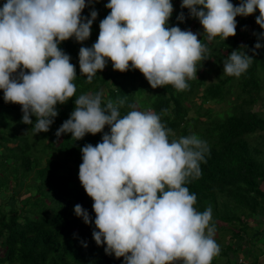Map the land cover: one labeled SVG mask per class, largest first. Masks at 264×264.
<instances>
[{
    "label": "clouds",
    "instance_id": "9594fccd",
    "mask_svg": "<svg viewBox=\"0 0 264 264\" xmlns=\"http://www.w3.org/2000/svg\"><path fill=\"white\" fill-rule=\"evenodd\" d=\"M86 6L85 0H6L0 7V90L5 103L21 106L22 123L33 125L35 116L36 134L48 132L59 114L56 106L75 96L76 67L59 45L90 38L98 12L84 17ZM105 7L110 12L100 21L97 41L79 49L80 73L89 83L110 60L115 71L139 70L153 89L169 84L177 91L188 89L186 81L197 78V64L210 50L197 33L169 27L171 0H109ZM180 7L199 21L209 41L234 37L236 17L257 10L256 24L264 29V0H240L239 5L182 0ZM177 20L185 21L183 11ZM261 47L254 45L253 56L233 50L224 73L240 77ZM103 96L101 90L75 98L74 110L55 133L57 138L71 133L76 141L110 128L100 143L80 149L78 180L94 201L96 244H106V254L123 257L124 264H211L220 252L210 226L212 209L198 212L196 195L183 186L187 178L200 177L206 143L194 134L170 141L171 130L160 115L130 104L132 110L121 116L125 100L102 103ZM74 212L92 223L81 205Z\"/></svg>",
    "mask_w": 264,
    "mask_h": 264
},
{
    "label": "trees",
    "instance_id": "16d2710c",
    "mask_svg": "<svg viewBox=\"0 0 264 264\" xmlns=\"http://www.w3.org/2000/svg\"><path fill=\"white\" fill-rule=\"evenodd\" d=\"M171 2L175 6L169 27L192 31L191 24L197 19L190 18L186 8L181 9L182 0ZM4 3L6 0H0V7ZM181 11L185 15L182 23L177 20ZM243 24L237 23L236 35L225 41L220 37L209 41L205 34L201 35L200 40L210 51L206 60L199 62L204 69L197 71L196 79L186 81L189 87L183 91H177L170 84L153 89L139 70L121 73L113 67L97 72L89 83L86 75L80 73L77 54L79 45H86L76 42L75 38L62 42L59 47L76 67L77 76L73 81L76 93L66 104L56 106L59 114L46 133L32 131L35 116L31 117L33 125L22 123L21 106L5 103L0 90V183H5V189L13 180L14 185H20L27 192L20 196V210L14 205L8 211L0 207V249L3 250L0 264H124L123 257L117 259L114 254H106V244H96L92 235L97 230L94 201L80 181L74 179L75 175L79 176L82 163L80 149L89 143L93 146L100 143L103 134L110 131L109 126H105L103 134H91L90 138L85 136L76 141L71 133L59 138L55 135L74 110L75 98L101 90L104 92L102 103L125 100L120 107L121 116L132 110L128 107L130 104L136 105L139 111L152 110L160 115L161 122L171 130L170 141L175 136L180 139L194 134L206 143L208 150L200 163V177L187 178L183 186L196 195L193 207L198 212L211 207L210 226L231 231L230 242L211 264H264V188L261 185L264 184V150L249 139L256 132H264V115L254 109L264 89V39L254 37V33L248 36L244 35L245 31L240 33ZM94 30L97 28L92 27L91 32ZM257 42L262 47L249 69L238 78L226 75L223 64L228 55L240 50L253 56L252 49ZM242 45L247 48L240 49ZM108 63L112 66L110 60ZM211 68H217L218 80L206 82L205 74ZM234 79L241 89L235 97L241 98L239 102L228 97L233 92ZM208 102L228 104L222 111H215L210 105L204 106ZM191 107H195L196 116L188 115ZM201 116L205 119H200ZM260 139L264 146L263 134ZM28 176L32 177V184L25 183ZM77 204L88 211L91 224L76 216ZM218 221L225 225L221 226ZM243 250L246 253L240 262L230 258V254ZM259 256L263 257L262 261Z\"/></svg>",
    "mask_w": 264,
    "mask_h": 264
},
{
    "label": "rangeland",
    "instance_id": "374dc122",
    "mask_svg": "<svg viewBox=\"0 0 264 264\" xmlns=\"http://www.w3.org/2000/svg\"><path fill=\"white\" fill-rule=\"evenodd\" d=\"M85 2H86V5H88V6H86V8L83 10L82 16L90 18V12L92 10H96L98 12V16L92 25V27L97 28V30L92 31L90 38L88 40L84 41L82 44V45H86V47H91L98 39L99 31H100V29H99L100 21L103 20L110 12V9H107L105 7V5L109 2V0L108 1L107 0H101L100 3H98L97 0H95L93 2V4H89L88 0H86ZM230 2L233 3L234 5L235 4L239 5L240 0H230ZM172 4L174 7L175 4L174 3H172ZM257 16H259L258 10L253 15H250L248 17H240V16L236 17L237 23H240V22L244 23L240 28V33H243L245 31L244 32L245 36L252 35L253 33H255L256 35H254V37L259 38V34L264 33V29H261L259 27V25L256 24V17ZM191 28H192V32L197 33L198 39H200L201 35H203V33H204V29H203L202 25L199 23V21L196 20L194 23H192ZM239 38L242 39L241 36H239ZM80 47H82V46L79 45V49H80ZM77 54H79V51H77ZM198 64H199L198 71L200 72L204 69V66L202 63L198 62ZM111 67H112L111 64L107 63L105 68H111ZM217 73H218L217 68H211V70L205 74L206 82L217 81L218 80ZM232 89H233V92L228 95L229 99H231V100L233 99V101L237 100V102H239L241 100V98L236 99L235 97H236V94L241 91V89L238 85V81L235 79L232 82ZM259 98L260 99H259L258 103H256L254 105V109H257L260 113H262V115H264V89L261 90ZM227 104H228L227 102H224V103L208 102L204 106L210 105L213 108V110L222 111ZM194 110H195V107H191L188 115L189 116H196L198 113H196ZM200 119H205V117L201 116ZM260 134L264 135V132H256L255 134L251 135L249 137V139L251 140L252 143L259 144V148L264 150V146L262 145V140L260 139ZM176 137L177 136H175L173 139L179 140L178 137L177 138ZM0 152H1V148H0ZM41 163H44V161H41ZM70 166L73 167L72 163H70ZM74 179L78 180L79 176L75 175ZM24 181L26 184H28L29 182H30V184H32V177L28 176L24 179ZM261 185L264 188V184H261ZM4 186H5V183H0V207L4 211H8L10 208V205H14L20 210V208L22 206L21 201H20V196L23 197V195L27 193L26 190H24L23 187H20V185H18V186L14 185L13 180L11 181L9 187L4 189ZM10 195H12V197H9ZM218 223L221 226L225 225V223L220 222V221H218ZM252 224H254V222ZM230 232H231L230 229L226 228V227H224V228L216 227L215 228V233H214L213 238L215 239L216 243L218 244L220 251L225 250L226 245H228V243L230 242V237H231ZM259 241H261V240H259ZM259 245H261V243ZM2 252H3V250L0 249V255H2ZM240 252L241 253H238L236 255L230 254V258H232L233 260L234 259L238 260V262H240L241 260H243L242 254L246 253L245 250L240 251ZM259 259H260V261H262L263 257L259 256ZM220 261H224V260H220ZM179 262H182V261H179Z\"/></svg>",
    "mask_w": 264,
    "mask_h": 264
},
{
    "label": "crops",
    "instance_id": "0c3cea01",
    "mask_svg": "<svg viewBox=\"0 0 264 264\" xmlns=\"http://www.w3.org/2000/svg\"><path fill=\"white\" fill-rule=\"evenodd\" d=\"M235 5H238V4H235Z\"/></svg>",
    "mask_w": 264,
    "mask_h": 264
}]
</instances>
